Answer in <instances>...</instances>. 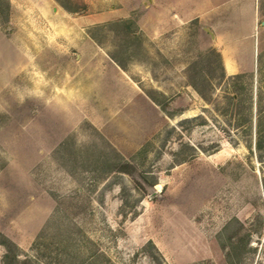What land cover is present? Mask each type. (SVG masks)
Masks as SVG:
<instances>
[{"label": "rangeland", "instance_id": "obj_1", "mask_svg": "<svg viewBox=\"0 0 264 264\" xmlns=\"http://www.w3.org/2000/svg\"><path fill=\"white\" fill-rule=\"evenodd\" d=\"M151 6L0 0V264H264V0Z\"/></svg>", "mask_w": 264, "mask_h": 264}, {"label": "crops", "instance_id": "obj_2", "mask_svg": "<svg viewBox=\"0 0 264 264\" xmlns=\"http://www.w3.org/2000/svg\"><path fill=\"white\" fill-rule=\"evenodd\" d=\"M235 1L237 0H152L151 7L153 10H155V8L158 10L159 6L164 5L168 10L172 8L182 21H191L194 19L205 21L212 13L216 12L224 5ZM251 1L252 0H247V3L251 4ZM157 12L159 13V10ZM250 43L253 45L252 42ZM224 65L226 70L231 74L238 71V64L235 59L231 58L229 55H224Z\"/></svg>", "mask_w": 264, "mask_h": 264}, {"label": "water", "instance_id": "obj_3", "mask_svg": "<svg viewBox=\"0 0 264 264\" xmlns=\"http://www.w3.org/2000/svg\"><path fill=\"white\" fill-rule=\"evenodd\" d=\"M152 0H150V2H151ZM214 38V37H213ZM159 191H161V186L159 185V186H157L156 188H155V191H154V193H158Z\"/></svg>", "mask_w": 264, "mask_h": 264}]
</instances>
